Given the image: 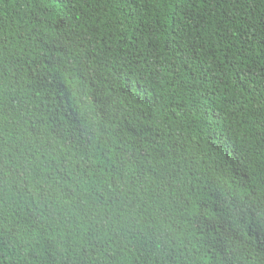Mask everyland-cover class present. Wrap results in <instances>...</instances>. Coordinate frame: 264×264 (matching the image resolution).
I'll use <instances>...</instances> for the list:
<instances>
[{"label": "trees", "instance_id": "obj_1", "mask_svg": "<svg viewBox=\"0 0 264 264\" xmlns=\"http://www.w3.org/2000/svg\"><path fill=\"white\" fill-rule=\"evenodd\" d=\"M0 264H264V0H0Z\"/></svg>", "mask_w": 264, "mask_h": 264}]
</instances>
